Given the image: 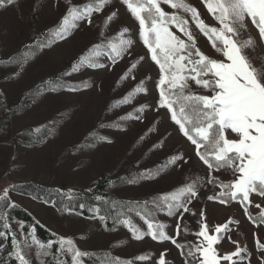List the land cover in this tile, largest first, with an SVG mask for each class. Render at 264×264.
I'll list each match as a JSON object with an SVG mask.
<instances>
[{"label": "rangeland", "instance_id": "374dc122", "mask_svg": "<svg viewBox=\"0 0 264 264\" xmlns=\"http://www.w3.org/2000/svg\"><path fill=\"white\" fill-rule=\"evenodd\" d=\"M186 2L198 9L206 24L219 27L202 0ZM94 3L95 0H16L15 4L0 8V195L5 188L26 183L64 191L59 207L14 190L8 193L15 207L24 209L56 237L41 242L32 227L18 220L7 221L12 234L22 242L29 264H72V254L61 249L62 237L71 239L77 249L88 253L79 258L82 264L129 261L131 264H158L162 252L166 264H185L187 257L182 256L181 250L170 240H153L150 236L133 239L122 222L113 229L107 228L105 221L99 219L103 215L97 214L95 206H89L91 215L85 216L72 208L71 198L75 190L81 189L93 192L96 198L112 195L144 202L147 196L158 199L193 180H198V195L188 204L190 211L180 216L183 209H179L168 215L166 208L158 209L150 202L156 222L163 224L166 234L175 237L187 251L189 246L202 239L196 236L200 230L201 210L205 213L203 219L209 226V234H215V226L225 224L231 218L229 230L221 234L223 238L216 244L219 251L224 254L235 250L236 245L228 239L231 236V240L246 249L241 255L248 259L239 264H260L257 239L264 241L261 238L263 225L255 226L249 222L239 200L221 205L207 199L220 191L218 185L209 184L208 180L218 176L220 181L229 183L232 173L212 171L210 176L207 166L197 157L195 146L172 121L171 113L166 107L159 106L160 94L156 87L160 78L159 66L151 60L139 37V22L122 0H109L101 11L92 12L91 24L86 20L79 21L66 39L40 50L32 48L35 54L21 66L29 53L27 46L46 43L50 37L44 38L43 34L60 24L69 7ZM161 7L169 13L176 11L189 20L197 46L204 54L213 59H225L199 33L190 14L163 3ZM113 12L116 15L108 21L107 17ZM169 27L186 40L174 26ZM124 29L128 32L123 38L130 39L132 44L115 63L107 55H101L99 62L105 67L84 68L63 77L73 83L87 82L88 87L75 92L61 89L35 93V96L28 94L35 86L40 89L43 81L70 71L72 63L92 45L107 44L109 40L118 43ZM248 35L256 44L254 51L249 50L247 55L255 57L253 63L259 67L264 64V43L250 22L243 38L247 39ZM14 58L16 62H10ZM133 64L135 68L131 67ZM138 87L146 88L147 92H137ZM189 87L193 94H212L194 81H189ZM125 97L128 102H124ZM142 105L145 106L143 110L137 111ZM137 116L139 119L134 118ZM90 134L107 137V140L94 139ZM226 135L229 139L237 138L230 131ZM174 155H182L187 163L163 168ZM161 168L159 175H155ZM146 170L153 173L151 178L140 177ZM7 203L0 201V216L5 215ZM136 213L128 211L124 219L130 217L141 232L147 231L144 219ZM3 223L0 221V231H6ZM178 223L179 236L176 235ZM33 240L45 248L41 250ZM23 242L31 247L25 248ZM0 245V264H8L10 256L16 258L10 255L14 252L13 242L9 245L7 239L0 237ZM193 264H198V260Z\"/></svg>", "mask_w": 264, "mask_h": 264}, {"label": "snow or ice", "instance_id": "6c2138e0", "mask_svg": "<svg viewBox=\"0 0 264 264\" xmlns=\"http://www.w3.org/2000/svg\"><path fill=\"white\" fill-rule=\"evenodd\" d=\"M202 2L218 22L219 27L206 24L201 19L198 9L186 0H135V3L133 0H122L131 15L139 22V37L147 48L151 60L159 66L160 78L156 84L160 94L159 106L166 107L171 113L172 121L179 126L182 135L195 146L196 155L207 166L210 176L212 171L224 170L230 171L234 177L229 183L220 181L218 176L211 177L208 183L218 185L220 191L215 195H209L207 199L218 201L221 205L229 203L230 200H239L244 206V214L255 223L253 216L248 213L247 205L251 204L249 197L252 193L264 197V64L259 67L254 65L255 57H250L247 52L254 51L256 41L250 35L247 39L243 36L247 33L250 22L258 30L259 40L264 43V0H202ZM15 3L16 0H0V8ZM107 3L109 0H95L94 5L69 7L60 24L49 31L50 38L46 43L27 46L29 53L23 58L21 66L35 54L31 51L32 48L40 50L66 39L79 21L86 20L91 24L92 12L101 11ZM161 3L174 10H182L190 14L191 21L199 29V33L206 37L211 47L222 53L225 59H213L204 54L197 46V38L189 27V20L176 11L166 12L161 7ZM115 15L116 13L113 12L107 20L111 21ZM170 25L182 33L186 40L172 31ZM126 32L128 29H124L119 34L118 43L109 40L107 44L102 42L92 45L72 63L70 71L61 73L55 79L43 81L38 94L60 89L75 92L81 87H88L87 82L77 86L68 83L63 77L71 76L84 68L105 67L99 62L101 55H107L115 63L132 44L130 39L123 38ZM140 59L143 60L144 57ZM10 62H16V59ZM131 67L135 68L136 65L133 64ZM189 81H194L203 89L210 90L212 94L198 95L190 92L185 94L189 89ZM136 91L147 92V89L138 87ZM124 102H128L127 97L124 98ZM175 105L179 106L178 111ZM144 107L142 105L137 111H142ZM129 117L131 118V114ZM134 118L139 119L138 116ZM35 131L38 132L39 129ZM228 131L237 138L229 139L226 135ZM90 135L97 140H107V137ZM202 148L204 151H201ZM181 162L187 163L182 155H174L168 159L163 168ZM163 168L158 169L155 175H159ZM152 176L150 170L140 174V177L145 179ZM197 183L198 180L186 183L175 191L159 197L153 201V204L158 209L166 208L168 215H173L174 210L183 209V212L179 213L182 216L183 213L190 211L188 204L198 195ZM15 187L12 185L5 188L0 195V201L8 202V208L15 207V203L10 201L8 195L10 190H15ZM80 207L83 208L84 205L81 204ZM256 208L261 209V205L256 204ZM136 215L144 219L147 231L141 232L132 223L130 217L120 221L128 227L133 239L140 240L144 236H150L153 240H170L177 249L181 250L182 256L192 258L186 259L185 264H193L197 260L198 264H221L222 261L239 264L240 261L248 259V256L241 255L246 249L241 248L237 241L231 240V236L228 239L236 245L233 252L219 254L213 246L223 238L221 234L229 230L231 218L225 224L216 225L215 234H209V226L203 219L205 213L201 210L200 230L196 236L202 239L198 244L191 245L187 251H184L185 246L178 243L175 237L168 236L164 231L165 226L150 218L151 213L144 215L137 212ZM99 219L105 221L104 216H99ZM258 219L264 223V209L261 210ZM8 220L7 214L0 216V221H4L3 227L7 230L0 231V237L7 239L12 235L14 252L10 255H14L19 264H29L24 248L21 247L22 242L12 234ZM20 227L22 228L23 225L21 224ZM176 227V235L179 236V223ZM23 243L25 248L31 247L26 242ZM33 243L41 250L45 248V245L38 241L33 240ZM60 243L62 250L72 254V264H82L79 258L88 255L77 249L69 238L62 237ZM257 250L261 252L260 264H264V243H260L259 239H257ZM234 257L237 259L234 260ZM138 259H146V257H138ZM123 264H131V262H123ZM158 264H166L163 252L160 254Z\"/></svg>", "mask_w": 264, "mask_h": 264}, {"label": "trees", "instance_id": "16d2710c", "mask_svg": "<svg viewBox=\"0 0 264 264\" xmlns=\"http://www.w3.org/2000/svg\"><path fill=\"white\" fill-rule=\"evenodd\" d=\"M48 34L49 32L46 31L43 34V37L44 38L48 37L49 36ZM67 82L77 86L80 85L79 83H73L69 81ZM189 92L193 94L190 87L188 90H186L185 94H189ZM35 93L36 95L38 93L37 86H35L34 88L28 91V94L31 96L34 95ZM175 107L177 108L178 111L179 106L175 105ZM201 151H204V149L202 148ZM15 186H16L14 190L15 192L30 196L37 201L53 204L57 207L60 206L61 197L64 196V191L60 190L59 188L47 189L34 183L19 184ZM155 200H157L156 196H147L145 201L142 202L138 200L132 201V200L119 199L112 195H109L106 198L97 199L93 192L83 191L81 189L75 190L73 197L71 198V201L73 202L72 208L75 211L85 216L91 215L87 208L89 206H95L98 210V213L105 216V225L107 228L110 229H113L122 219H124V217H126L129 209H131L133 212H140L144 215L151 213L150 218L154 219V221L156 222L153 209L149 207V203ZM232 201L233 200H230L229 203H227V205L230 204ZM81 204L84 205L83 208L80 207ZM5 214H7L9 217L8 222L12 220H18L20 222L25 223L28 227L29 226L32 227L34 230L35 237L41 242H49L56 238L54 234L43 228L39 223H37L34 220V218L28 212H26L24 209L20 207L8 208L5 211ZM253 219L256 221L255 217H253ZM11 241L12 238L9 235L7 238V243L10 245ZM184 251H186V248H184ZM8 264H19V262L16 260V258L10 256L8 258Z\"/></svg>", "mask_w": 264, "mask_h": 264}, {"label": "crops", "instance_id": "0c3cea01", "mask_svg": "<svg viewBox=\"0 0 264 264\" xmlns=\"http://www.w3.org/2000/svg\"><path fill=\"white\" fill-rule=\"evenodd\" d=\"M232 179H234V177ZM249 199L251 200V204L247 205V207H248V213L250 215H252L249 211H254L255 212L252 216L256 218V222L253 223V221H251L249 219L248 220H249V222L251 224H253L255 226L263 225V228H262V231H261L263 237L261 236V238L264 239V223H261L260 220L258 219V217L260 216L261 210L264 209V197H260L256 193H252V194H250ZM256 204H260L261 205V209H257L256 208ZM210 234H212V233H210ZM260 240H261L260 243H264V241L262 239H260ZM214 247L217 249V251H218L219 254H223L221 251H219V248L217 247L216 244H214ZM233 259L236 260L237 258L234 257ZM221 264H232V262L231 261H222Z\"/></svg>", "mask_w": 264, "mask_h": 264}]
</instances>
